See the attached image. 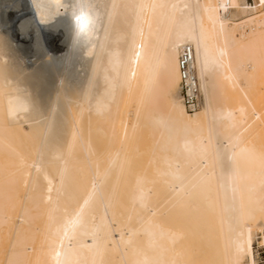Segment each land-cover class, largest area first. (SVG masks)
I'll return each instance as SVG.
<instances>
[{
  "label": "bare ground",
  "instance_id": "1",
  "mask_svg": "<svg viewBox=\"0 0 264 264\" xmlns=\"http://www.w3.org/2000/svg\"><path fill=\"white\" fill-rule=\"evenodd\" d=\"M94 3L98 35L85 56L67 13L0 0V264H255L258 6ZM183 44L202 98L193 112L178 94Z\"/></svg>",
  "mask_w": 264,
  "mask_h": 264
},
{
  "label": "clouds",
  "instance_id": "2",
  "mask_svg": "<svg viewBox=\"0 0 264 264\" xmlns=\"http://www.w3.org/2000/svg\"><path fill=\"white\" fill-rule=\"evenodd\" d=\"M57 15L67 13L72 25L73 43L87 56L98 35L99 10L94 0H47Z\"/></svg>",
  "mask_w": 264,
  "mask_h": 264
},
{
  "label": "built area",
  "instance_id": "3",
  "mask_svg": "<svg viewBox=\"0 0 264 264\" xmlns=\"http://www.w3.org/2000/svg\"><path fill=\"white\" fill-rule=\"evenodd\" d=\"M178 75V94L185 111H196L202 103L198 80L193 69V54L189 45L183 44L178 47L176 56ZM264 252V249H263ZM264 264V256L259 261Z\"/></svg>",
  "mask_w": 264,
  "mask_h": 264
},
{
  "label": "rangeland",
  "instance_id": "4",
  "mask_svg": "<svg viewBox=\"0 0 264 264\" xmlns=\"http://www.w3.org/2000/svg\"><path fill=\"white\" fill-rule=\"evenodd\" d=\"M247 1L248 2H252L253 1L258 6V11L254 15L260 16V18L262 20H264V0H247ZM244 32L248 33L249 32V28L248 27H244ZM256 244H258V243L256 242L255 245H254V253L256 255L255 264H259V261L264 256V252H263L264 246L263 247H258Z\"/></svg>",
  "mask_w": 264,
  "mask_h": 264
}]
</instances>
